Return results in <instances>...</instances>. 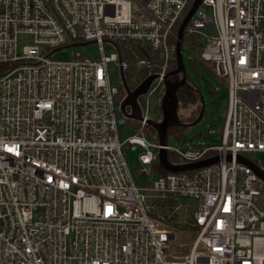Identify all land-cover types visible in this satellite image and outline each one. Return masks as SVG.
<instances>
[{
	"label": "built area",
	"instance_id": "2783aa9c",
	"mask_svg": "<svg viewBox=\"0 0 264 264\" xmlns=\"http://www.w3.org/2000/svg\"><path fill=\"white\" fill-rule=\"evenodd\" d=\"M190 3L0 0V264H264V183L238 161L264 152V0H202L185 27L228 82L221 139L173 147L144 133ZM24 35L32 45L19 46ZM91 43L96 57H54ZM130 43L155 50L161 64L139 103L142 120H132L138 132L121 141L131 119L109 65L125 72L118 45ZM128 146L142 150L138 175L165 173L136 181ZM161 149L174 166L218 161L170 172ZM181 224L197 229L190 244L174 243Z\"/></svg>",
	"mask_w": 264,
	"mask_h": 264
},
{
	"label": "rangeland",
	"instance_id": "374dc122",
	"mask_svg": "<svg viewBox=\"0 0 264 264\" xmlns=\"http://www.w3.org/2000/svg\"><path fill=\"white\" fill-rule=\"evenodd\" d=\"M33 38L32 36L24 35L20 37L19 46L24 47L28 45H32ZM98 44L91 43L89 45H77L70 48H64L57 51L54 55L57 59H70L74 58L76 54H80L84 57H96L98 54ZM190 59L195 60L194 55L190 54L188 51H183V60L185 63L186 70L188 74L192 75V70L190 68ZM111 68V78L113 82L121 87V78H120V70L115 65L114 62L110 63ZM193 77V76H192ZM194 78V77H193ZM200 85L202 87L203 98L205 101V114L203 119L199 121L198 126L195 129L186 128V131L183 132L182 136L171 135L169 137V145L173 147H179L182 144V141L189 142L191 146L201 145V144H212L215 141H219L222 137V128L225 119V111L228 105L227 93L222 90L220 85L215 81L214 77L208 72V70L202 66V76L200 78ZM219 90V93L215 96L210 94L209 90ZM141 100L139 103L142 104L143 100H146L148 96H141ZM139 98V99H140ZM149 114L151 118L158 117L157 107L161 106V102L163 100V96L159 94V92H155L149 98ZM192 108L180 109V114L183 117H186L190 114V110ZM132 121L129 120L128 124L123 126V129L120 130L119 136L120 140L124 141L128 137L134 135L138 132L137 127L134 126ZM146 130V129H145ZM145 135L152 138L150 134L144 131ZM156 133V132H155ZM157 135V134H156ZM154 139V138H152ZM141 149L132 150L130 146L124 149V154L126 161L132 174L136 181L139 183H147L150 180L157 179L162 173L161 169L157 166L148 167L149 174L146 176L138 175L139 171L144 167L139 159V154L141 153ZM247 156L252 159L254 162L259 163L264 161V152L252 154L249 153ZM189 212H181L180 220H184L186 217H189ZM168 223H166L167 225ZM176 232L173 235V240L175 244H190L195 235L197 229L194 231L192 229L186 228L184 224H181L179 227L175 228Z\"/></svg>",
	"mask_w": 264,
	"mask_h": 264
},
{
	"label": "trees",
	"instance_id": "16d2710c",
	"mask_svg": "<svg viewBox=\"0 0 264 264\" xmlns=\"http://www.w3.org/2000/svg\"><path fill=\"white\" fill-rule=\"evenodd\" d=\"M195 0H191L189 7L186 10L183 18L177 24L175 29L173 30L172 36L170 38V43L172 45H176L177 41V33L182 23L184 17L192 7ZM121 59L127 63V69L125 70V78L127 84L131 90H135L147 77L150 75L156 74L160 71L161 61L158 57V54L152 48L141 44V43H130L126 45H118ZM203 46L202 38L199 35L189 36L188 34L184 35L183 43H182V56L183 51H188L190 54L194 55L195 60L190 59V68L192 70V75L188 74L185 67V78L186 82L183 84L177 91V97L179 101V116L181 120L186 124L195 123L198 119L203 104H205L203 98L202 87L200 85V78L202 76V66L205 67L208 72L214 77L215 81L220 85L222 90L227 93L228 90V82L226 78L219 77L216 75L214 71L213 64L211 62H207L202 59L199 48ZM174 59L171 62L169 68V74L175 71L177 68L176 61V52H174ZM144 60L146 62L145 65H139L138 63ZM184 62V60H183ZM185 64V63H184ZM194 78H193V77ZM178 77H182L171 74L169 79L171 81H175ZM212 96H215L219 93V90H213L212 88L209 90ZM125 97V92L121 88L119 99L120 101ZM202 98V99H201ZM141 100V98L139 99ZM144 101V100H143ZM142 101V103H143ZM141 104V103H140ZM192 108L190 110V114L186 117H183L180 114V109ZM129 111V108H127ZM158 117L153 118L155 121H160L162 119V109L161 106L157 107ZM205 114V110L202 114L200 121L203 119ZM135 126V122H132ZM199 122H196L193 126H181V127H172L168 130L167 137L169 138L171 135L182 136L183 132L186 131V128L195 129L198 126ZM146 129V130H145ZM144 131L148 132L152 138L155 140L158 138L155 131L150 127L146 126ZM168 159L172 162L177 161L171 154L168 155ZM256 163V162H255ZM261 169H264V161L256 163ZM161 173H165V171H161Z\"/></svg>",
	"mask_w": 264,
	"mask_h": 264
},
{
	"label": "water",
	"instance_id": "95a60500",
	"mask_svg": "<svg viewBox=\"0 0 264 264\" xmlns=\"http://www.w3.org/2000/svg\"><path fill=\"white\" fill-rule=\"evenodd\" d=\"M201 1L202 0L194 1L192 7L184 17L178 29L177 41L175 45L177 68L175 69V71L168 74L166 79V89L163 96V100L161 102L162 119L159 122L153 119L148 121V125L156 132L159 142L162 146H165L167 144V133L170 128L181 127V126H189V127L193 126L196 122L200 121L202 114L205 110V104H203L201 113L198 119L196 120V122L191 124H186L181 120L179 116L178 113L179 101L177 97L178 89L186 82L185 64L183 62V56H182V43L184 39V31H185V27L187 26L191 17L194 15ZM171 74L176 76H179L181 74L182 77L181 78L178 77L175 81H171L169 79V76ZM156 76L157 75L155 74L150 75L133 91L129 88L125 78V72L121 68L120 78L125 92V97L121 102L120 110L125 117L131 120H142V111L138 100L141 96L147 93L151 83L156 78ZM127 108H129V111ZM228 159L230 160L231 157L229 156ZM159 161H160V165L167 171L182 172V171H189V170L203 168L212 165L214 163H217L218 158H212L190 165L174 166L168 160L167 151L165 149H161L159 155ZM238 161L250 167L252 171L258 176V178L264 183V170L261 169L254 161L247 159L243 156H238Z\"/></svg>",
	"mask_w": 264,
	"mask_h": 264
},
{
	"label": "flooded vegetation",
	"instance_id": "af4514ba",
	"mask_svg": "<svg viewBox=\"0 0 264 264\" xmlns=\"http://www.w3.org/2000/svg\"><path fill=\"white\" fill-rule=\"evenodd\" d=\"M181 78V77H180Z\"/></svg>",
	"mask_w": 264,
	"mask_h": 264
}]
</instances>
